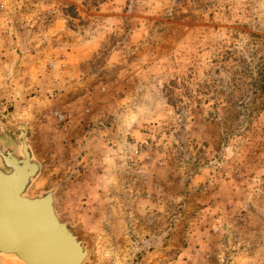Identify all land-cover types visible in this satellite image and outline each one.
Returning a JSON list of instances; mask_svg holds the SVG:
<instances>
[{
	"label": "rangeland",
	"instance_id": "374dc122",
	"mask_svg": "<svg viewBox=\"0 0 264 264\" xmlns=\"http://www.w3.org/2000/svg\"><path fill=\"white\" fill-rule=\"evenodd\" d=\"M2 115L83 264H264V0H0Z\"/></svg>",
	"mask_w": 264,
	"mask_h": 264
},
{
	"label": "water",
	"instance_id": "95a60500",
	"mask_svg": "<svg viewBox=\"0 0 264 264\" xmlns=\"http://www.w3.org/2000/svg\"><path fill=\"white\" fill-rule=\"evenodd\" d=\"M8 125L16 126L23 129V134L20 137V144L23 145L22 153L25 154L30 161V159L35 162L36 165V179L41 171V166L38 161L34 158V156L30 152V148H28V144L26 143L27 139V127L22 124H11L8 118L5 115H2ZM0 148L6 150H12L13 154L19 157L21 153L19 149L14 147L13 145H6L3 142H0ZM0 174L3 177L4 182L7 187V201L4 204L0 200V226L3 224V221L9 225L16 226L18 223L22 224V220H20V215L22 216V212L27 213L28 215L37 208V218L38 223L35 222L33 227L24 228L22 234V247L9 245L0 251L4 253H8L9 255L15 256L18 261H22L24 264H49L50 257L46 258L45 256L40 255V251L44 249V246L47 242L50 246L55 250L59 248L60 253L62 254V247H66L68 249L77 248L78 243L75 241V237L70 232L71 230L67 227L66 223L61 222L59 217L57 216L56 210L54 209V190H49L45 192H41L38 195H34L32 198L21 197L22 193L26 195L27 188L29 185L36 180H30L29 176L26 179L24 186L20 187L16 184V176H15V167L13 165L9 166L3 156L0 155ZM30 188V187H29ZM18 194H20L18 196ZM7 213V214H6ZM26 214V215H27ZM11 218V219H10ZM38 225H40L38 227ZM7 234V232H6ZM20 248V249H18ZM29 248V249H28ZM26 249L27 252L25 251ZM52 250V249H51ZM52 251L51 253H53ZM58 254V251H55ZM28 253H31L29 255ZM1 254V253H0ZM60 254V255H61ZM41 257V258H40ZM53 260H57V255L51 256ZM79 263V262H78ZM52 264V263H51ZM76 264V263H72Z\"/></svg>",
	"mask_w": 264,
	"mask_h": 264
},
{
	"label": "bare ground",
	"instance_id": "6f19581e",
	"mask_svg": "<svg viewBox=\"0 0 264 264\" xmlns=\"http://www.w3.org/2000/svg\"><path fill=\"white\" fill-rule=\"evenodd\" d=\"M26 143H27V139H26ZM22 147H23V145L21 144V146L19 148V152L21 153V155L19 157L14 155L12 150L8 151L6 149L0 148V155L4 157L5 162L9 166L13 165L15 167V176H16L15 182H17L16 184H18L20 187L21 186L23 187L25 182H26V179L29 176H31L32 174H34L36 171V165L34 164L35 162H33L32 159H30V161H29L27 156L21 152ZM28 148H30V147L28 146ZM30 152L33 155L31 148H30ZM35 177H36L35 174L32 175L30 177L29 181L35 180L36 179ZM4 181L5 180H3V177L0 174V200L5 204L7 201V190H6L7 187H6V183ZM33 183H32V185H33ZM32 185H29V187H31ZM29 187L27 188L26 195L22 193L21 197H27V198L33 197V196H30L28 194V191L30 189ZM19 195L20 194H18V196ZM53 196H54V193H53ZM53 198H54V209H55V197H53ZM37 208H38V206H37ZM37 208H35L29 215L25 212L24 213L22 212V216L20 215V217H19L20 220H22V224L18 223L16 226L13 227V225H9L6 222V220L3 221V224L0 226V249H3L9 245L22 247L23 241H22V235L20 236V234H22L24 228H26V227L27 228L29 227L31 229L35 228V227H33L34 226L33 224L35 222L38 223ZM57 216H58V214H57ZM59 219H60V217H59ZM61 222H63V221L61 220ZM63 223H65V222H63ZM39 226L40 225H38V227ZM6 232H7V234H6ZM70 232L75 237L76 243H78L77 248L75 247L73 249H71V248L68 249L66 247H62V254H61L59 251V248L54 250L50 246V244L47 242V244L44 246V249L39 252L41 257L42 256H45L46 258L50 257V261H52L51 262L52 264H72V263L83 264V260L85 259L86 255H87V248L85 247V245L83 244L82 241L78 240V238L74 235V233L72 231H70ZM18 249H20V248H18ZM28 249H26L25 251L27 252ZM52 251H54V252L51 253ZM55 251H58V254H56ZM0 253H1L0 256H2V257H10V258L18 261V259L13 255H9L8 253H4L2 251H0ZM28 254L31 255V253H28ZM52 255H57L58 259L53 260V258L51 257ZM18 262L24 264L20 260ZM51 263H49V264H51Z\"/></svg>",
	"mask_w": 264,
	"mask_h": 264
}]
</instances>
